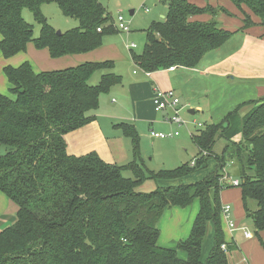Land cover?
<instances>
[{
	"label": "trees",
	"instance_id": "obj_1",
	"mask_svg": "<svg viewBox=\"0 0 264 264\" xmlns=\"http://www.w3.org/2000/svg\"><path fill=\"white\" fill-rule=\"evenodd\" d=\"M230 1L243 13V29L253 22L242 6L264 28V0ZM44 3L58 5L62 15L75 19L78 26L57 35L39 11ZM164 3L165 19L146 30L142 54L130 55L133 66L144 73L196 68L207 52L233 35L214 20L218 10L187 0ZM24 8L41 24L36 39L21 17ZM203 14L213 19L189 22ZM110 20L97 0H0V53L9 59L30 42L37 49L46 48L52 59L92 52L101 47L104 36L118 31ZM112 66L83 63L40 73L29 63L3 68L14 97L0 95V146L5 147L0 155V192L16 206V213L14 223L0 231V264H228L227 254L235 247L224 240L220 201V194L232 188L226 184L228 163L235 168L246 218L264 248L258 234L264 232V98L238 106L219 124H198L201 129L191 137L197 157L191 165L172 171L142 169L140 137L126 123L114 126L131 142L133 161L126 166L107 163L95 152L71 155L65 135L93 122L95 115L89 114L98 108L100 95L121 83V77L111 73L103 74L95 86L89 78ZM245 106L250 110L241 115ZM221 139L225 144L216 155L213 148ZM211 159L214 170L203 180L150 193L137 191L148 179L186 178ZM249 200L256 203L252 212L247 210ZM194 201L199 211L189 237L174 248L159 247L158 225L165 209H184ZM210 227L213 246L202 262L201 248ZM223 244L227 250L221 249Z\"/></svg>",
	"mask_w": 264,
	"mask_h": 264
},
{
	"label": "rangeland",
	"instance_id": "obj_2",
	"mask_svg": "<svg viewBox=\"0 0 264 264\" xmlns=\"http://www.w3.org/2000/svg\"><path fill=\"white\" fill-rule=\"evenodd\" d=\"M97 1L110 15V23H112L113 26L116 24V19L120 15L128 25L129 32L123 33L116 31L115 33L104 36L101 47L92 53L96 59H93L90 63L112 62L113 66L109 70H98L94 72L89 78V84L91 86L97 85L101 76L105 73L120 76L121 83L110 88L108 93L101 94L99 97L98 108L95 112L89 114L95 115V120L92 122L94 123L92 125L94 131L90 140L87 142L89 149H91L89 152H95L98 154L97 151L101 152L102 150L108 155H111V158L107 163L117 166H126L132 162L133 152L130 139L123 136L120 130L114 128V126L118 124L126 123L132 125L140 137V157L138 162L141 163L143 170H147L149 173H158L159 171H172L185 165H191L198 153V149L191 138L199 129H201L198 127V124L202 125L201 127H205L209 124H219L227 114L233 112L238 107L234 104L235 100L232 98L234 90L229 88L224 82L221 83L219 81L217 84H213V87V85H207L205 81H200V78H197V76H200L199 68H196L195 70L179 68L174 73L168 75H165V71H159L158 74L160 75L157 79L159 84L168 85L179 98L177 110L182 123L175 125L165 122L164 117L167 112L156 113L154 111L151 102L152 96L150 101L146 99L144 101H139L136 99L137 96L134 95L135 90L130 89L131 84L136 80V78L141 76L148 78L144 73H141L133 67L130 55L131 53L142 54L146 43V30L153 22H161L165 19V15L167 13L166 3H164V0ZM187 1L189 2V0ZM193 1L196 2L197 5H192L199 8L206 5L210 6L212 3L222 6L221 3L227 2V0ZM199 2L203 4H200ZM222 9H226L227 11L226 7ZM214 10H218L216 12V20L221 13L225 14L220 11V8ZM39 11L42 17L45 18V21L56 32L59 31L64 33L78 26V22L75 19L67 18L62 15L60 8L55 3H44L40 6ZM130 11H133L132 16L129 15ZM227 13L229 12L227 11ZM208 16L210 17L211 15L208 14ZM21 17L25 23L31 26L33 39L38 38L41 30V24L37 22L33 12L24 8L21 11ZM228 18L229 21L235 22V18L233 16L228 15ZM219 25L220 27H223V24L221 25L219 23ZM227 29L232 32L231 29L233 28ZM131 44L134 45V48H130ZM29 48H32V50H46V48L37 49L34 44L30 42L26 45L23 52H20L12 57V59L18 58V60L16 59L14 63L16 62L18 65L29 63L31 66L29 61H32L33 56L32 52L29 51ZM46 51L48 52V50ZM48 57L50 60H53L50 55ZM4 60L5 59L0 53V95L13 99L14 96L9 91L10 87L2 69V65L5 64ZM72 60H70V64H68V66H73L74 62H72ZM134 71L135 73L133 74ZM139 103L142 104L146 112L144 118L141 114H137V105ZM191 110L194 111V114L189 113ZM151 132L162 133L165 135L177 132L178 136L163 140H153L150 137ZM224 144L225 142L221 139L214 145L213 150L216 155H220ZM4 152L5 147L0 146V155ZM214 164L215 161L211 159L206 163L204 168L202 167L198 171L188 175L186 178L172 180L169 183L188 184L203 180L211 173L212 170H214ZM225 170L228 176L231 179H234V165L228 163ZM123 174L127 177H132L130 172L125 171ZM146 175H148V173ZM161 183H164V180L155 181L154 179H148L138 185L137 191L150 193L160 187ZM237 190L238 189L236 188H232L224 193L221 197V202L223 204L221 207L226 206L227 203H232L227 202V200L235 197L236 192H238ZM235 201L237 203V196ZM246 205L247 210L251 212L257 208L256 203L252 200L247 201ZM13 206L15 207V205ZM241 206L244 210L242 202ZM243 215L244 217L240 221L246 223V213ZM230 220H232L234 225L237 223L236 220H233L232 218ZM0 223H2L0 231L12 225L10 221L0 220ZM221 227L224 234V240L227 241L230 235L228 231L229 228L225 223V218H222V216ZM248 228L253 236H255L258 240L254 228ZM210 243L211 240H207L202 246L201 260H205L207 258L209 253V251L207 252V249L210 246ZM258 243L260 242L258 241ZM227 248L228 247L225 249L227 250ZM262 249L264 250V248ZM253 255L258 257V254L255 252L249 254V256ZM255 259L257 260V258ZM227 261L228 264H254L251 263L250 258L248 261L244 260L236 249H231L230 253L227 254ZM257 262L260 263L258 260Z\"/></svg>",
	"mask_w": 264,
	"mask_h": 264
},
{
	"label": "crops",
	"instance_id": "obj_3",
	"mask_svg": "<svg viewBox=\"0 0 264 264\" xmlns=\"http://www.w3.org/2000/svg\"><path fill=\"white\" fill-rule=\"evenodd\" d=\"M189 3L197 5V3L193 0H189ZM199 3L203 4L201 2ZM221 4L222 6L227 8V11L229 12L228 15H231L235 18V22L229 21L228 15L222 13L219 16L220 18L218 17L219 20H216V18H214V20L219 22L221 25L223 24L222 28L227 31V28H233L231 29L233 35L222 45L207 52L203 56L200 63L196 67L199 68L200 75L197 76V78H200V81H205L207 85L217 84L219 81L221 83H226L229 88L234 90L232 97L235 100L234 104L240 106L264 98V28L259 25V19L251 14L245 6H242V11L248 14L251 18V21L253 22V26L243 29L242 21L244 19V16L241 10H239L230 0H227V2H223ZM208 6L209 5H206L202 8H206ZM222 6L217 5L216 3H212L209 7L212 9L224 8ZM212 19V16L209 17L208 14H203L189 18V22H209ZM98 49L88 53L67 55L50 60L48 57L49 53L46 51L47 49L32 50V48H29V51L32 52L33 56L32 61L29 62L36 73L46 71H61L74 66H78L83 63H90L93 59H96L92 53L97 51ZM11 59L12 57L9 59H5L6 61L4 60L5 64L2 65V69L6 66H11L13 68L19 66L16 62L14 63V61H16V59L18 60V58H13L12 60ZM70 60L74 62L73 66H68V64H70ZM196 68L190 70H195ZM177 69L179 68H175V70L172 72L168 71V69L164 70L165 75L172 74ZM137 70L141 73H144L139 69ZM134 73L135 71L133 72V74ZM144 74L148 78H145V76L138 77L131 84L130 89L135 90L134 95L137 96V100L144 101L146 99L150 101L151 96H153V88H157L162 91L171 90L168 85L159 84V81L157 79L160 74H158V72ZM137 106V114H141V116L144 118L146 112L142 104L139 103ZM250 107L251 106L243 107L240 110V114L245 115L250 110ZM93 124L94 123H89L87 124V126L85 125L84 127L69 132L65 135L64 139L67 145V152L69 154L79 156L91 150L89 149L87 142L90 140L91 135L94 131V128H92ZM97 152L102 160H104L105 162H109L111 155H108L102 150L101 152ZM177 184L178 183L171 184L169 182H164L161 183L160 187L169 185L176 186ZM236 189H238V192H236L235 197L227 200V202L232 203H227V205H231L230 219L232 218L233 220H236L237 223H235V228L233 230L228 229L230 235L228 237V240L225 242L233 245L244 260L248 261V259L250 258L251 263L264 264V250L262 249L263 247L260 243H258V240L255 238V236H253L248 228H253L251 220H248V218L245 219L246 223L240 221L244 217L243 214L245 213L241 206L242 201L240 200V189ZM227 190H224L220 194V201L221 197ZM236 196L238 197L237 203L235 201ZM13 205L14 204L0 192V220L10 221L11 224L14 223L16 206L14 207ZM221 205H223L222 202ZM198 211V201H194V203L190 207L184 209L179 207L165 209L158 225L160 231V236L157 243L158 246L162 248H173L179 242L185 241L190 235L191 228ZM1 224L2 223H0V226ZM244 232H248L249 234H251V236L249 238H246L244 236ZM258 234L261 241L264 243V232H260ZM207 240H211L210 246L207 249L208 252L213 246L212 228L209 229L202 246ZM252 252L257 253L258 257H255L254 255L249 256V254H252ZM180 255L181 258H185L184 254ZM254 257L257 258L260 263L257 262ZM201 261L203 262L204 260Z\"/></svg>",
	"mask_w": 264,
	"mask_h": 264
},
{
	"label": "built area",
	"instance_id": "obj_4",
	"mask_svg": "<svg viewBox=\"0 0 264 264\" xmlns=\"http://www.w3.org/2000/svg\"><path fill=\"white\" fill-rule=\"evenodd\" d=\"M114 27L123 33L129 32V27L122 18V16H118L116 19V24ZM98 32L100 31L99 29L97 30ZM130 48H134V45L131 44ZM175 68H169L168 71L172 72L174 71ZM153 96H152V105L154 108V111L156 113H162V112H167L166 116L164 117L165 122L170 123V124H175L179 125L181 124V119L178 115V110L177 106L179 105V98L175 94L174 91H162L157 88H153ZM200 126V125H199ZM177 133L174 134H162V133H150L151 139H166V138H171L173 136H177ZM226 184L227 186H231L232 188H237L239 186V181L238 180H232V179H226ZM230 214H231V206L226 205L221 208V216L222 218H225V222L227 224V227L229 230H233L235 228L234 223L230 220ZM244 236L246 238H249L251 234L248 232H244ZM226 246L225 244L221 245V249L224 251Z\"/></svg>",
	"mask_w": 264,
	"mask_h": 264
},
{
	"label": "water",
	"instance_id": "obj_5",
	"mask_svg": "<svg viewBox=\"0 0 264 264\" xmlns=\"http://www.w3.org/2000/svg\"><path fill=\"white\" fill-rule=\"evenodd\" d=\"M129 15L132 16V15H133V11H130V12H129ZM56 33H57V35H60V34H61V32H59V31L56 32ZM189 113H190V114H193L194 112L191 110Z\"/></svg>",
	"mask_w": 264,
	"mask_h": 264
}]
</instances>
